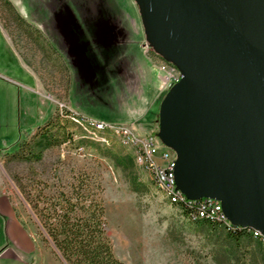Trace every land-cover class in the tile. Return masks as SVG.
<instances>
[{
	"label": "water",
	"instance_id": "water-1",
	"mask_svg": "<svg viewBox=\"0 0 264 264\" xmlns=\"http://www.w3.org/2000/svg\"><path fill=\"white\" fill-rule=\"evenodd\" d=\"M148 43L181 71L158 136L178 188L264 234V0H135Z\"/></svg>",
	"mask_w": 264,
	"mask_h": 264
},
{
	"label": "rangeland",
	"instance_id": "rangeland-1",
	"mask_svg": "<svg viewBox=\"0 0 264 264\" xmlns=\"http://www.w3.org/2000/svg\"><path fill=\"white\" fill-rule=\"evenodd\" d=\"M86 1L89 0L72 3ZM115 6L118 10L127 8L130 18L139 24L146 53L160 65L164 63L146 39L136 1L116 0ZM16 10L19 12L17 7ZM0 20L22 58L38 72L44 93L52 95L56 108L53 116L62 113L72 86L66 62L52 53L38 34L20 24L4 0H0ZM169 89L165 87L163 97ZM101 101L103 107L104 101L113 106L119 102L109 93ZM159 111L160 107L155 130L150 129L154 133L159 131ZM25 120L26 114L22 116ZM71 121L62 128L70 133L67 140L55 132L60 143L45 148L47 140L42 133L36 135L37 128L22 139L18 148L0 154V189L11 198L37 238L42 264H67L43 222L48 204L64 201L62 195L101 199L115 256L127 264H264V245L260 241L247 237L240 242L231 241L221 227L214 230L190 221L137 163L135 151L111 136L109 145L94 142ZM141 126L144 125L138 124ZM4 130L15 136L19 129L7 125ZM19 150V158L14 157Z\"/></svg>",
	"mask_w": 264,
	"mask_h": 264
},
{
	"label": "crops",
	"instance_id": "crops-1",
	"mask_svg": "<svg viewBox=\"0 0 264 264\" xmlns=\"http://www.w3.org/2000/svg\"><path fill=\"white\" fill-rule=\"evenodd\" d=\"M11 1L39 30L35 35L70 69L72 86L66 103L70 110L130 123L141 134L155 130L164 98V71L160 62L146 53L139 24L130 18L126 7L118 10L116 0L83 4L72 0ZM43 90L38 72L22 58L0 20V154L18 148L22 139L53 117V97ZM107 93L119 101L116 106L106 101L102 106L101 98ZM24 114L28 120L23 122ZM7 125L19 129L15 136L5 132ZM0 264H42L37 238L1 189Z\"/></svg>",
	"mask_w": 264,
	"mask_h": 264
},
{
	"label": "trees",
	"instance_id": "trees-1",
	"mask_svg": "<svg viewBox=\"0 0 264 264\" xmlns=\"http://www.w3.org/2000/svg\"><path fill=\"white\" fill-rule=\"evenodd\" d=\"M4 3L15 13L20 24H23V26L33 32L39 31L17 12L11 0H4ZM70 113L71 110L66 107L62 113H57L43 126L38 127L36 135L42 133L44 139L47 140L45 148L60 143V141L56 140L57 136L55 132L62 134L64 140L71 137L67 130L62 129L65 124L67 125L72 120ZM64 121L66 122L64 123ZM19 154L20 150L14 154V157L19 158ZM62 196L64 201L48 204L46 209L49 211L44 213L43 222L48 235L66 263L127 264L115 256L113 244L108 234L105 207L101 199L97 197L89 199L86 195H81L80 198L72 195ZM179 207L187 219L192 222L199 223L202 226L207 225L214 230L221 227L231 241L240 242L242 238L246 237L250 240L255 239L253 238V232L242 228L230 227L227 225V222H221L210 215L204 218L192 219L189 210L192 209V203ZM258 241L262 243L261 240Z\"/></svg>",
	"mask_w": 264,
	"mask_h": 264
},
{
	"label": "built area",
	"instance_id": "built-area-1",
	"mask_svg": "<svg viewBox=\"0 0 264 264\" xmlns=\"http://www.w3.org/2000/svg\"><path fill=\"white\" fill-rule=\"evenodd\" d=\"M161 68L164 71L162 78L164 88L172 87L181 79V71L173 63L164 61L161 64ZM70 115L86 116L88 120L96 122L100 126H114L116 139L125 141V147L136 149L139 156H142V159L146 163V171L151 179L156 182L157 187L169 185L173 190L180 192L181 195H185L178 188L176 181L175 168L177 153L173 148L165 145L157 133L150 132L141 134L130 123L106 121L73 110H71ZM190 200H192V209H189L191 217L198 218L204 217L205 215H218L225 218L230 225V220L225 215L222 203L218 199L206 198V202H197L194 199ZM253 238L255 237L253 236ZM255 239L257 240V238Z\"/></svg>",
	"mask_w": 264,
	"mask_h": 264
},
{
	"label": "bare ground",
	"instance_id": "bare-ground-1",
	"mask_svg": "<svg viewBox=\"0 0 264 264\" xmlns=\"http://www.w3.org/2000/svg\"><path fill=\"white\" fill-rule=\"evenodd\" d=\"M70 116H74L72 118L73 121L75 123H77V125H79V127L82 128V130L84 131V133L86 135V138H88L94 142H98L101 144H107V145L110 144L109 136L113 137V139L114 138L116 139V131H115L114 126H100L96 122L88 120V118L86 116H80V115H70ZM82 117H85V118H82ZM117 140L122 146H125V141H122L119 139H117ZM131 150L135 151V158H136L137 163L139 165H141L146 170V163L142 159V156H139L136 149H131ZM154 183H156V182H154ZM158 188L163 193V195L166 196V198L169 201H171L172 203H174L177 206L190 205L192 203V200H190L187 196L181 195L180 192L173 190L169 185H161V186H158ZM197 202H206V198L197 199ZM206 216L208 217L209 215H205L204 217H206ZM210 216L214 219L221 221V222L222 221L227 222V225L230 227L242 228L244 230H248V231L253 232L254 237L257 238L258 240H261L262 244L264 245V234L262 232H260L259 230H256L253 228L237 226V225H234L231 221H230V225H229V222L223 217H220L218 215H210ZM204 217H201V218H204ZM191 218L192 219H199V217L198 218L191 217Z\"/></svg>",
	"mask_w": 264,
	"mask_h": 264
}]
</instances>
